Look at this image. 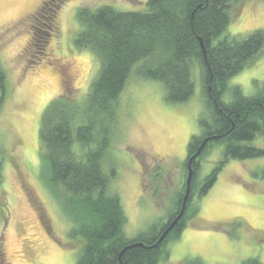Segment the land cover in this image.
Returning <instances> with one entry per match:
<instances>
[{
	"label": "rangeland",
	"instance_id": "rangeland-1",
	"mask_svg": "<svg viewBox=\"0 0 264 264\" xmlns=\"http://www.w3.org/2000/svg\"><path fill=\"white\" fill-rule=\"evenodd\" d=\"M104 6L146 12L147 0H0V66L9 84L0 111L2 203L7 202L3 212L9 214L8 220H0V264H75L80 241L41 183L39 121L62 94L87 96L99 61L76 45L82 32L77 16L81 9ZM230 18L219 40L264 33V0L233 5ZM202 75L196 63L191 99L169 103L160 83L134 74L112 122L104 114L96 123L94 144L107 139L110 145L104 166L114 170L115 178L106 173L120 195L124 233L131 240L151 236L174 213L186 193L189 143L216 126ZM228 88L225 103H232L238 91L244 98L264 92V49ZM252 145L264 149V137ZM225 152V144L216 142L196 159L200 166L190 216L180 236L168 239L161 264H192L196 259L242 264L256 257L264 264V157L227 161L214 187L205 196L200 193Z\"/></svg>",
	"mask_w": 264,
	"mask_h": 264
},
{
	"label": "trees",
	"instance_id": "trees-1",
	"mask_svg": "<svg viewBox=\"0 0 264 264\" xmlns=\"http://www.w3.org/2000/svg\"><path fill=\"white\" fill-rule=\"evenodd\" d=\"M242 1L147 0L146 12H121L110 6L79 10L77 17L82 32L76 45L99 61V69L85 98L66 93L52 100L41 114L38 130L41 183L72 225V236L80 241L75 264H161L168 239L180 236L185 230V218L190 216L198 160L193 162L190 198L179 224L157 248L135 247L120 259L123 250L131 244L154 246L179 215L185 196V193L180 195L174 213L166 223L154 227L151 236L132 240L126 237V216L111 180L115 178L114 170L111 172L104 166L110 145L107 139L95 145L93 130L104 114L111 122L115 118L120 96L134 74L160 83L167 102L183 103L194 94L192 69L196 63L202 67L205 95L209 108L215 111L216 126L203 138L191 140L187 164L206 138L209 143L199 158L212 143L223 142L226 146L224 160L203 181L202 196L214 187L227 161L264 157V149L252 145L259 136L264 137V92L254 98H244L238 91L239 96L232 103L223 101L229 91V81L242 73L264 49L262 31H255L244 39L219 40L230 23L232 6ZM8 85L7 74L0 66V111ZM108 170L111 177L106 173ZM2 196L0 168V220L6 221L9 214L3 212L7 202L2 203ZM192 264L204 262L196 259ZM242 264L263 263L256 257Z\"/></svg>",
	"mask_w": 264,
	"mask_h": 264
},
{
	"label": "water",
	"instance_id": "water-1",
	"mask_svg": "<svg viewBox=\"0 0 264 264\" xmlns=\"http://www.w3.org/2000/svg\"><path fill=\"white\" fill-rule=\"evenodd\" d=\"M200 44H201V48H202V51L204 53V56L206 57V51H205L204 44H203L202 41H200ZM208 141H209V139H206L203 142V144L201 145V147L199 148V150L197 151V153L194 156H192L190 158L189 162H188V165H187V172H188V174H187V181H186V193H185V196H184V199H183V203H182V207H181V210H180L179 215L176 217V219H174V221L162 233V235L160 236V238L158 239L157 243L154 246L145 247L144 244H142V243H134V244H131V245H129L128 247H126L123 250L122 254L120 255V259H121L122 255L127 250H130V249L135 248V247H142V248H146V249H155V248H157L159 245H161L164 242V240L166 239V237L178 225L179 221L183 218V216H184V214L186 212L188 200L190 198L191 186H192V181H193V178H194L193 162L199 157V155L202 152V149L204 148V146L206 145V143Z\"/></svg>",
	"mask_w": 264,
	"mask_h": 264
},
{
	"label": "flooded vegetation",
	"instance_id": "flooded-vegetation-1",
	"mask_svg": "<svg viewBox=\"0 0 264 264\" xmlns=\"http://www.w3.org/2000/svg\"><path fill=\"white\" fill-rule=\"evenodd\" d=\"M206 139H208V138H206ZM206 139H204V140L202 141V144H203V142H204ZM208 143H209V141L206 143V145H205V146H207V145H208ZM202 144H201V145H202ZM205 146H204V148H205ZM200 147H201V146H200ZM200 147H199V148H200ZM204 148H203V149H204ZM203 149H202V151H203ZM201 153H202V152H201ZM200 155H201V154H200ZM200 155H199V156H200ZM197 159H198V158H197ZM196 161H197V160H195L194 162H196Z\"/></svg>",
	"mask_w": 264,
	"mask_h": 264
},
{
	"label": "bare ground",
	"instance_id": "bare-ground-1",
	"mask_svg": "<svg viewBox=\"0 0 264 264\" xmlns=\"http://www.w3.org/2000/svg\"><path fill=\"white\" fill-rule=\"evenodd\" d=\"M183 217H184V216H183ZM180 221H181V220H180ZM180 221H179V222H180ZM178 224H179V223H178Z\"/></svg>",
	"mask_w": 264,
	"mask_h": 264
}]
</instances>
